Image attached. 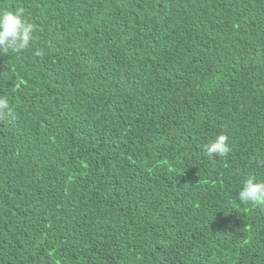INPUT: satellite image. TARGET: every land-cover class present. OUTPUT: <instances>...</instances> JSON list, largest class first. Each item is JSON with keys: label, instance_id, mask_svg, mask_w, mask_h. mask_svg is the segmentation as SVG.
<instances>
[{"label": "trees", "instance_id": "1", "mask_svg": "<svg viewBox=\"0 0 264 264\" xmlns=\"http://www.w3.org/2000/svg\"><path fill=\"white\" fill-rule=\"evenodd\" d=\"M0 264H264V0H0ZM229 137L230 152L205 145Z\"/></svg>", "mask_w": 264, "mask_h": 264}, {"label": "clouds", "instance_id": "2", "mask_svg": "<svg viewBox=\"0 0 264 264\" xmlns=\"http://www.w3.org/2000/svg\"><path fill=\"white\" fill-rule=\"evenodd\" d=\"M34 25L27 21L23 9H0V49L4 52L21 54L34 41ZM12 116L10 102L6 96L0 95V115ZM229 137L223 133L217 134L205 145L209 156L213 154L224 156L230 152ZM242 204H264V180H258L253 174H247L241 180L238 192Z\"/></svg>", "mask_w": 264, "mask_h": 264}]
</instances>
